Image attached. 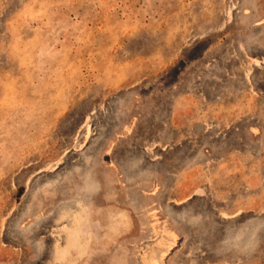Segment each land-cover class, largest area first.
Here are the masks:
<instances>
[{
  "label": "rangeland",
  "instance_id": "374dc122",
  "mask_svg": "<svg viewBox=\"0 0 264 264\" xmlns=\"http://www.w3.org/2000/svg\"><path fill=\"white\" fill-rule=\"evenodd\" d=\"M0 264H264V0H0Z\"/></svg>",
  "mask_w": 264,
  "mask_h": 264
},
{
  "label": "crops",
  "instance_id": "0c3cea01",
  "mask_svg": "<svg viewBox=\"0 0 264 264\" xmlns=\"http://www.w3.org/2000/svg\"><path fill=\"white\" fill-rule=\"evenodd\" d=\"M251 131H255L256 133L259 131V129L258 128H252V129H250ZM262 129H260V131H261ZM254 134V133H253ZM254 136H256V137H253V139L255 138V139H257V135H254Z\"/></svg>",
  "mask_w": 264,
  "mask_h": 264
}]
</instances>
